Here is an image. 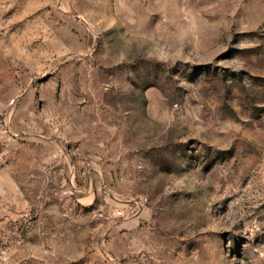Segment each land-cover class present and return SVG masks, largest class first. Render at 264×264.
<instances>
[{"label":"rangeland","instance_id":"obj_1","mask_svg":"<svg viewBox=\"0 0 264 264\" xmlns=\"http://www.w3.org/2000/svg\"><path fill=\"white\" fill-rule=\"evenodd\" d=\"M264 264V0H0V264Z\"/></svg>","mask_w":264,"mask_h":264},{"label":"built area","instance_id":"obj_2","mask_svg":"<svg viewBox=\"0 0 264 264\" xmlns=\"http://www.w3.org/2000/svg\"><path fill=\"white\" fill-rule=\"evenodd\" d=\"M104 264H121L117 260H115L111 255L107 254L104 258Z\"/></svg>","mask_w":264,"mask_h":264}]
</instances>
